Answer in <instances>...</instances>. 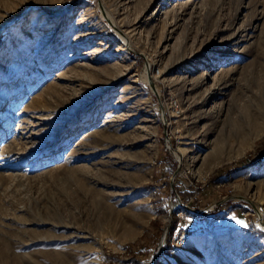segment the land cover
<instances>
[{
  "label": "rangeland",
  "instance_id": "374dc122",
  "mask_svg": "<svg viewBox=\"0 0 264 264\" xmlns=\"http://www.w3.org/2000/svg\"><path fill=\"white\" fill-rule=\"evenodd\" d=\"M257 207L264 0H0V264H264Z\"/></svg>",
  "mask_w": 264,
  "mask_h": 264
},
{
  "label": "trees",
  "instance_id": "16d2710c",
  "mask_svg": "<svg viewBox=\"0 0 264 264\" xmlns=\"http://www.w3.org/2000/svg\"><path fill=\"white\" fill-rule=\"evenodd\" d=\"M181 212L184 213L185 215L190 216V217H193V218H199L198 215H196V214H194L193 212H190V211H188V210L182 209ZM172 215H173V219H176L175 214L173 213Z\"/></svg>",
  "mask_w": 264,
  "mask_h": 264
},
{
  "label": "built area",
  "instance_id": "2783aa9c",
  "mask_svg": "<svg viewBox=\"0 0 264 264\" xmlns=\"http://www.w3.org/2000/svg\"><path fill=\"white\" fill-rule=\"evenodd\" d=\"M263 208H255V210H254V212H255V214H257V215H261L262 213H263ZM241 216H246L243 212L241 213Z\"/></svg>",
  "mask_w": 264,
  "mask_h": 264
},
{
  "label": "bare ground",
  "instance_id": "6f19581e",
  "mask_svg": "<svg viewBox=\"0 0 264 264\" xmlns=\"http://www.w3.org/2000/svg\"><path fill=\"white\" fill-rule=\"evenodd\" d=\"M206 75H207V73L206 72H203L202 74H201V77H206ZM150 83V82H149ZM85 168V167H84ZM264 210V209H263ZM262 215V214H261ZM260 216V215H259ZM259 220H260V223H262V224H264V219H263V217H260L259 218Z\"/></svg>",
  "mask_w": 264,
  "mask_h": 264
},
{
  "label": "water",
  "instance_id": "95a60500",
  "mask_svg": "<svg viewBox=\"0 0 264 264\" xmlns=\"http://www.w3.org/2000/svg\"><path fill=\"white\" fill-rule=\"evenodd\" d=\"M151 85V84H150ZM152 86V85H151Z\"/></svg>",
  "mask_w": 264,
  "mask_h": 264
}]
</instances>
